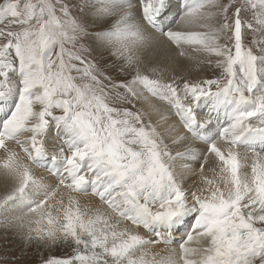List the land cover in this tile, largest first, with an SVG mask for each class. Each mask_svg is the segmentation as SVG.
Wrapping results in <instances>:
<instances>
[{"label": "snow or ice", "instance_id": "1", "mask_svg": "<svg viewBox=\"0 0 264 264\" xmlns=\"http://www.w3.org/2000/svg\"><path fill=\"white\" fill-rule=\"evenodd\" d=\"M0 177V264H264V0H2Z\"/></svg>", "mask_w": 264, "mask_h": 264}, {"label": "bare ground", "instance_id": "2", "mask_svg": "<svg viewBox=\"0 0 264 264\" xmlns=\"http://www.w3.org/2000/svg\"><path fill=\"white\" fill-rule=\"evenodd\" d=\"M207 67L205 66L204 68H203V70L202 71H199V72H195V73H193V75H192V77L191 78H193V79H196V78H205L206 77V75H205V69H206ZM199 116H200V118L201 119H203V118H205V116H204V112H201L200 114H199ZM156 119V117H153V120H155ZM175 118H173V120H174ZM200 147H204V145L202 144V142H200V141H197L196 142ZM49 147H52V144L50 143L49 144ZM257 149H259V147H257ZM246 149H244V148H241L240 149V151H245ZM51 154V153H50ZM193 168L194 169H197L195 172H193V173H186L185 174V180H186V186L187 187H191V186H193L194 184H197L198 183V181H199V171H198V165L196 164V163H193ZM43 170V169H42ZM41 169H34V171H35V174L39 177V176H41V175H47L48 173H49V171H47V172H45V171H42ZM49 177H50V175H49ZM49 177H48V179H49ZM47 179V180H48ZM2 182H3V178L2 177H0V194H2L3 193V190H4V185L2 184ZM87 195H89V193L87 194ZM82 196V195H81ZM80 199H83V196L82 197H80ZM86 203H89V202H91V203H93V204H100V201H99V198L98 197H95V196H93L91 193H90V197H88V196H85L84 197V199H83ZM84 203V202H83ZM169 247H171V248H177L178 247V245H175V244H173V245H163V244H160V245H158L157 247H155V248H153V251H157V252H161L162 254L164 253V251H166V249L167 248H169Z\"/></svg>", "mask_w": 264, "mask_h": 264}, {"label": "rangeland", "instance_id": "3", "mask_svg": "<svg viewBox=\"0 0 264 264\" xmlns=\"http://www.w3.org/2000/svg\"><path fill=\"white\" fill-rule=\"evenodd\" d=\"M0 2H2V0H0ZM205 75H206L205 78H208V77H211L213 75V73H212V71L210 69L206 68L205 69ZM257 150H259V149H257ZM37 169H41V170L43 169L42 171H45V172L48 171L45 168H37ZM49 175H51L50 172L47 175L43 174V175H41L39 177L47 180ZM2 184L4 185V181L2 182ZM82 196H83V199H84L85 196L90 197V192H89V195L86 194V195H82ZM82 196H80V197H82ZM83 199H80L81 203H83V202L86 203ZM17 244H18V242H15V243L11 242V234L9 235V241H5L4 238H3V232L0 231V255L4 254L5 248L13 249V251H9L8 252L9 256L19 255L20 250H19V247L17 246ZM55 252H56V254H60L61 250L57 249V250H55ZM9 264H11V261H9Z\"/></svg>", "mask_w": 264, "mask_h": 264}]
</instances>
